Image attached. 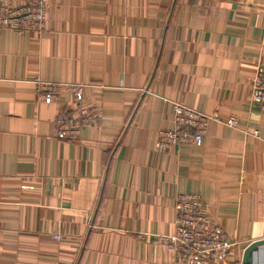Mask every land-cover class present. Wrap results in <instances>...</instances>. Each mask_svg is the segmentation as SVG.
<instances>
[{
	"label": "crops",
	"instance_id": "1",
	"mask_svg": "<svg viewBox=\"0 0 264 264\" xmlns=\"http://www.w3.org/2000/svg\"><path fill=\"white\" fill-rule=\"evenodd\" d=\"M47 3L40 37L0 30V264H179L157 239L174 232L178 194L235 243L217 264H241L264 239V116L250 102L264 0ZM37 79L82 99L62 87L47 105ZM173 102L208 131L160 153ZM78 107L99 118L59 140L55 120Z\"/></svg>",
	"mask_w": 264,
	"mask_h": 264
},
{
	"label": "built area",
	"instance_id": "2",
	"mask_svg": "<svg viewBox=\"0 0 264 264\" xmlns=\"http://www.w3.org/2000/svg\"><path fill=\"white\" fill-rule=\"evenodd\" d=\"M47 0H24L23 4L14 7L7 0H0V30L30 32L40 37L44 33ZM37 95L41 102L49 105L59 98V90L64 87L74 96L78 104L82 99V86L35 81ZM251 104L258 107L264 116V66L256 67L250 91ZM173 129L161 130L158 133L156 149L166 153L171 148L184 145L200 147L207 134L209 118L184 104L172 103ZM99 118L78 107L77 119L55 120L56 137L59 140H77L79 130ZM231 118L228 124H233ZM176 220L171 235L159 236L158 241L165 245L179 264H217L225 262L234 242L227 239L225 231L204 210L198 195L178 194L174 199Z\"/></svg>",
	"mask_w": 264,
	"mask_h": 264
},
{
	"label": "water",
	"instance_id": "3",
	"mask_svg": "<svg viewBox=\"0 0 264 264\" xmlns=\"http://www.w3.org/2000/svg\"><path fill=\"white\" fill-rule=\"evenodd\" d=\"M264 257V239L250 243L243 251L241 264H257Z\"/></svg>",
	"mask_w": 264,
	"mask_h": 264
}]
</instances>
